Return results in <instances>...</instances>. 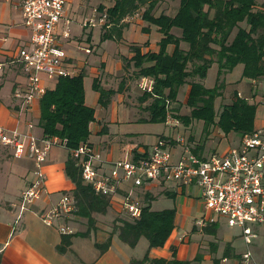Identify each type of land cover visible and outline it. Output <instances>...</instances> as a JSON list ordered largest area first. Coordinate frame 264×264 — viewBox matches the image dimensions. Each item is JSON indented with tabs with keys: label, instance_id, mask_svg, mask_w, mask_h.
<instances>
[{
	"label": "crops",
	"instance_id": "crops-1",
	"mask_svg": "<svg viewBox=\"0 0 264 264\" xmlns=\"http://www.w3.org/2000/svg\"><path fill=\"white\" fill-rule=\"evenodd\" d=\"M89 1L90 0H67L65 3L64 15L66 13L68 16V11H70V9H76L77 6L83 9ZM98 1L96 5H90L88 7L90 11L85 12L84 9L83 17L93 13L98 5L109 7L113 4L112 0ZM63 18L65 19L66 16H63ZM123 20L124 23H126L125 25L135 20L143 31H145V28L147 29L142 23L144 20L141 19L140 12L128 15ZM63 24H65V22H63L62 25ZM62 27L63 26H59L58 22L56 32L60 42L62 39H66L61 36ZM106 27H109V25ZM82 28L83 32L86 30L91 32L93 29V27ZM121 35L120 39L113 40L122 42L124 37L123 34ZM29 38L30 30L23 23V15L19 0H0V60L4 63L3 69L0 72V125L8 129L18 126L19 129L24 130L25 125L23 120H25V118L32 116L33 119L38 122L40 115L39 101H35L31 111L27 112V115L25 114L26 117L24 116L22 119L21 117L19 118L12 97L13 90L17 87H22L26 82L25 74L22 71L20 63L16 61V56L18 50L22 46L28 45ZM131 43L138 44V41H130L127 44L129 50L128 55H120L118 59L114 57L108 62V73L115 74L118 81H120L125 74L131 75L132 72H134L130 67V62L123 61L124 57L129 59L133 55V51L130 48ZM84 47L85 46H81L80 48L83 50ZM150 49L152 51H157L158 45L154 47L146 46V51ZM142 50V52H146L144 49ZM88 54L89 53H86V55ZM68 61L77 67L76 62L70 57ZM105 62L106 61L102 62L100 68L101 72L94 73V76L98 77L99 81L103 76ZM77 69L79 72H84L83 67H77ZM261 80H264V78L255 80L246 79V88L248 90L237 91L238 94L246 96L249 101L254 100L255 95L258 93L257 85ZM135 81L127 80L125 88L120 94L121 97L125 98L126 94L129 97L133 89L137 94V89H140V79L137 80L135 85H132ZM45 82L48 81L45 80ZM127 87H129V89ZM95 92L96 94L93 102L87 103L85 99V102L94 108V120L89 124V129L90 133L93 132L102 135V137L97 145L93 144L89 139L87 142L97 151L99 149L104 150V155L102 157L105 162L102 165V169L107 170L108 168L106 165H109L111 161L121 158L122 155L127 152L130 153V155H140L149 151L152 144L160 136L155 137L151 140V143H149L150 137L146 133L142 138V142L136 144L133 141L135 136L126 135L127 137H124L120 135V133L111 131L110 126L106 123L112 121V119L106 120L108 111L107 106H105V108L100 105L101 107L98 109L99 112L95 110V104L98 103V92ZM126 102L127 105L132 104L129 103L128 100ZM143 103L148 104L146 102ZM140 109H142V112L138 116V120L144 121L143 119L148 117V111L144 110L142 105H140ZM115 118H117L116 115ZM36 127L39 130L38 135H41V129L38 125ZM254 127L257 129L255 123ZM258 127H264V123H261ZM132 133L133 132H131V134ZM211 134H213V136L209 138L211 141L207 140L209 142L208 146L205 145L207 141L201 143L200 140H195L193 137H190L191 143L187 144L191 147L192 151L195 149L196 153L208 155L211 152L222 153L229 148L237 147L241 140V136L236 132L224 134L216 126ZM224 137L227 143L221 145V140ZM126 138H129L128 141ZM168 138L170 137L165 139ZM171 145L173 146L172 151L175 158L181 151V146L175 144V142H172ZM67 156L68 149L66 147L58 145L51 147L44 165L46 178L42 195L30 206L29 210L24 211L18 218L19 208L17 203L19 194L31 180L33 166L28 157L22 156L21 158H15L7 148L0 145V264H127L131 258H141L146 252H148L150 258H171L173 249L176 258L189 260V264H214L215 259H217L220 264H225L229 261L231 264H264V260H260V255L251 252L249 243H246L243 239L242 231L236 234V232L231 229L233 226H229L222 217L217 218L212 225H208V230L194 224L195 219L205 213L200 188L194 185L175 187L173 183H169L163 185V188L158 190L160 183L152 181L141 187V191H139L140 187H134L132 185V180H128L131 182L127 185L125 184L128 181L120 184V195L132 189V192H135V194L137 193L136 196L143 203L144 193L148 192L152 198L150 201L152 209H175L174 227L162 246L148 248L147 238L141 236L135 246L131 247L118 237V234H116L117 231H112L114 220L119 213H121L120 204L118 202L119 196L113 197L114 200L111 206L105 214H101L100 219L95 218V228L91 229L87 235L79 233L87 230L88 225L86 218L74 214V211L71 212L69 216L54 218L51 224L45 223L37 213L48 208L60 198L63 192H70L74 187L73 182L65 174V161ZM163 195L169 199L166 201L165 207L154 208L152 206L154 201L159 196ZM116 208H118V210ZM106 215L108 218H105ZM103 219L112 223L111 231L106 228ZM222 222L230 227L228 228L230 229L229 231L221 228ZM62 225L67 228L71 226L69 229L72 231L69 233L60 232L59 228ZM191 226L192 231H189ZM256 226L257 225L253 226L257 232L255 238H257L259 234ZM69 234H71L69 245L65 246L63 250H59L58 246L61 243L63 235ZM108 235H111L110 244L106 250L100 252L95 242H103ZM240 243L244 244L243 248H239ZM218 251L223 253L222 257L218 255ZM246 251H250L251 254L249 259L244 261L242 254ZM145 264L148 263L146 262Z\"/></svg>",
	"mask_w": 264,
	"mask_h": 264
},
{
	"label": "trees",
	"instance_id": "trees-1",
	"mask_svg": "<svg viewBox=\"0 0 264 264\" xmlns=\"http://www.w3.org/2000/svg\"><path fill=\"white\" fill-rule=\"evenodd\" d=\"M109 7L98 5L99 11L106 10L107 21L102 26V39H120L124 18L140 12L144 21L156 26L160 32L158 50L142 52L139 45L130 44L133 55L123 61L133 62L137 76L152 78L151 91L143 90L139 102L153 97L145 108L148 117L144 121L165 120L167 102L175 97L178 87L187 83L188 90L184 103L190 107L191 114L181 119H202L206 125L215 124L224 134L236 132L241 137L252 133L257 102L249 101L246 96L232 93L229 103L222 106L216 114L214 100L222 94L221 75L231 70L237 63L242 64V77L255 80L264 78V1L257 0H178V6L171 12L159 7L162 3L174 0H112ZM109 25V27H106ZM180 29L175 34L173 28ZM144 29V28H143ZM147 30L146 28L144 29ZM181 41L187 43L186 48ZM172 44L171 51H166ZM149 64L143 66V62ZM215 61L218 65L217 80L214 86L206 87L202 80L207 68ZM83 72L59 76L49 82L39 100L40 115L37 125L41 136H58L66 139L68 156L65 161V174L73 182L69 192L75 200L74 214L86 218L87 230L79 232L87 235L95 228L94 214H105L111 206L108 196L96 193L85 182L80 168L70 151L80 143L87 142L90 134L89 124L94 120V108L85 102ZM92 87L98 92V103L105 107L116 91L124 90V80L119 81L117 89H104L95 77ZM175 116V115H174ZM180 117V116H178ZM187 117V118H186ZM88 143V142H87ZM91 145L90 143H88ZM194 152L195 149H193ZM151 195L144 193L141 215L131 218L121 212L115 218L112 231L133 247L139 237L148 240V248L162 246L174 227L175 209H152ZM204 225V229L208 230ZM202 227V228H203ZM71 234L63 235L59 250L70 243ZM111 235L103 242H95L100 252L110 244ZM189 264V260L175 257L150 258L146 252L141 258H131L127 264ZM214 264H220L217 259Z\"/></svg>",
	"mask_w": 264,
	"mask_h": 264
},
{
	"label": "built area",
	"instance_id": "built-area-1",
	"mask_svg": "<svg viewBox=\"0 0 264 264\" xmlns=\"http://www.w3.org/2000/svg\"><path fill=\"white\" fill-rule=\"evenodd\" d=\"M19 2L23 23L30 30L28 45L22 46L16 56L26 82L22 87L15 88L12 93L17 115L22 119L31 111L33 103L40 100L49 86L48 82L55 81L59 76L77 74L79 70L68 61L69 57L56 32L67 0ZM106 21V10L99 11L96 8L93 13L83 17L81 25L102 26ZM61 36L69 38L67 28L62 31ZM83 50L90 53L91 47L85 46ZM3 66L4 63L0 60V72ZM139 87L151 91L152 78L142 76ZM23 122L24 130L18 126L8 129L0 125V145L7 148L15 158L28 157L33 166L32 178L19 194L18 218L42 195L46 178L44 165L51 147H66V139L35 134L33 128L36 122L34 123L32 116H28ZM165 123L177 127L179 122L167 111ZM172 142L181 146V151L175 158ZM69 151L80 168L82 179L89 183L96 193L108 196L111 204L113 197L119 196L121 212L131 218L140 217L143 203L133 194L132 189L120 195V184L132 180V185L139 187L155 181L162 184L173 183L175 187L194 185L200 188L205 213L195 219L196 226L203 227L222 217L229 226H238L244 241L250 243V240L257 236L253 226L264 225L262 128L242 136L237 147L222 153L211 152L208 155L192 151L182 135L177 134L168 139L158 137L149 151L111 161L107 170L102 169L105 162L102 155L87 142H82ZM75 209V200L71 194L63 192L56 202L37 214L45 223L51 224L54 218L69 216ZM59 230L62 233L72 231L63 225ZM250 254V251L244 252L243 260L247 261Z\"/></svg>",
	"mask_w": 264,
	"mask_h": 264
},
{
	"label": "rangeland",
	"instance_id": "rangeland-1",
	"mask_svg": "<svg viewBox=\"0 0 264 264\" xmlns=\"http://www.w3.org/2000/svg\"><path fill=\"white\" fill-rule=\"evenodd\" d=\"M257 1L261 2L264 0H257ZM98 2H99L98 0H90L87 3V5L83 7V9H80L79 6H77L76 9L74 10L70 9V11H68V16L65 13V15L63 16H66V18L64 19L62 17L59 21V26H63L61 31H63L65 28H67L69 31V38L68 39L66 38L64 40L62 39V41L60 42L66 55L76 62L77 67L84 68L83 79L85 86V99L87 103H91L94 101V97L96 94L95 90L92 87L93 79L96 77L94 76L95 75L94 73L101 72L100 68L102 66L103 61L106 62L104 65L103 76L102 79H100L99 81V85L104 89H109V88L117 89L119 85V81L117 80L115 74L108 73V69H109L108 62H110L114 57H117L116 59H118L120 55H128L129 50L127 44L130 41H138V45L141 51H143L142 49L146 51V46L154 47L158 45V41L161 35L155 25L150 24L146 21H142L143 25L147 27V30L145 32L140 28V26L137 24L135 20L131 21L128 25H125L123 27L122 34L124 40L122 42H117L113 39H102L101 38L102 28L100 25L93 26L91 32H89V30L83 32L81 21L84 15V9L85 12L86 11L88 12L90 11L89 10L90 8L88 7L90 5H96ZM177 6H178V0L169 1L164 4L162 3L159 10L162 9L165 12L171 13L176 9ZM63 22H65V24L62 25ZM172 30L175 34H180L179 28L174 27ZM81 46H91L92 50L88 55H86L84 50L80 48ZM181 46L186 48L187 43L185 41H181ZM172 47H173L172 44H168L166 47V51H170ZM150 51L152 50L150 49ZM149 63L150 62L145 61L143 62V66ZM130 67L133 69L134 72H132L131 75L125 74L120 79V81L122 79L124 80V88L127 80H131V81L136 80L135 83L134 82L132 83V85H135L137 83V80L141 79L142 77V76H137V67L134 66V63L132 61L130 62ZM242 67L243 66L241 63H237L231 70L221 75V80L223 81V90H222V94L217 96L214 100L215 117L216 114L221 110L222 106L231 101L232 93L234 91H242V90L246 91L247 89L246 78L242 77ZM217 71H218V65L215 61H213L210 64V66L207 68L205 77L202 80L203 84L206 87H212L215 85L217 80ZM127 88L129 89V87ZM140 89H137V94L134 92V89L132 91L130 90L131 95L128 97V95L126 94L125 98L121 97L120 95L121 92L118 91L115 92L111 102L107 105L108 111H107L106 120L112 119V121H108L106 123L110 126L111 131L120 133V135L124 137H127L126 135L135 136L133 141L136 144L138 142L139 143L142 142L143 140L142 138L146 133L150 137L149 143H151V140H153L157 136L171 138L179 134L184 136L185 141L187 143H191L190 137H193L195 140H200L201 143H204L205 141L210 140L209 138L213 136V134L211 133L215 128V124L211 123L209 125H206L202 119H196L192 117L187 119L186 122L179 119L182 118V116L184 115L189 116L191 114L190 107L184 103V98L188 89L187 83L181 84L176 91L175 97L167 102V110L169 115L177 119L179 122L177 127H173L171 123L166 124L165 120H155V121L138 120V116L142 112V109H140V105L144 107V110H146L145 106L147 105L145 103L139 102L138 100V96H140L143 93L142 92L143 90ZM257 89H258L257 90L258 93L255 95L254 100H251V102L252 101L257 102L255 116H254V123L256 124L258 129L259 128L264 129V127H258L261 125V123H264V80H261L258 83ZM126 99L129 101V103L132 104L127 105ZM152 99L153 97L151 96L147 97L144 102L149 103L152 101ZM100 107L101 106L99 103L95 104L96 112ZM115 115L117 116V118H115ZM35 122L37 121L34 120V123ZM33 132L37 135L39 133V130L36 127V123H35V127L33 128ZM131 132L133 133L131 134ZM101 137L102 135L91 132L88 136V139L93 144L97 145L100 142ZM128 139L129 138H126L127 141ZM221 141H222L221 145L227 143L225 137ZM208 143H209L208 141L205 142V145L208 146ZM98 151L102 156L104 155L103 149L102 150L99 149ZM124 156L126 157L130 156V153L127 152L126 154L122 155V157ZM106 166L107 168H109V165ZM129 182L131 181H128L125 185H127ZM148 183L150 182H147L144 185ZM167 183L169 182H166L165 184L160 183L158 190L163 188V185H166ZM139 187H140L139 191H141V187L143 186H139ZM133 194H135V192ZM135 195H137V193ZM167 200L169 199L166 196L164 195L159 196L154 201L152 206L154 208L165 207L166 205L165 203ZM116 209L118 210V208ZM94 216L96 219L101 218V214L98 213L94 214ZM105 218H108L107 215L105 216ZM103 223L106 225V228L108 230L110 229L111 231L112 223L108 222L106 219H103ZM68 228H71V226H68ZM221 228L227 229L228 231L230 230L228 229L230 227H228L227 224H224V222L221 223ZM256 228L259 234L257 238H253L250 240L249 249L253 254L260 255L261 256L260 260L262 261L264 260V226L257 225ZM231 229L234 232H236V234H239L241 231L238 226H233ZM189 231H192V226L189 228ZM243 247L244 244L240 243L239 248H243ZM222 254H223L222 252L218 251V255L220 257H222ZM225 264H231V262L229 261L226 262Z\"/></svg>",
	"mask_w": 264,
	"mask_h": 264
}]
</instances>
